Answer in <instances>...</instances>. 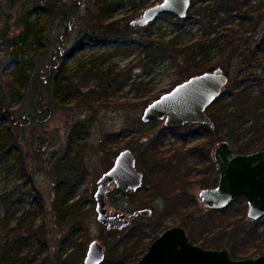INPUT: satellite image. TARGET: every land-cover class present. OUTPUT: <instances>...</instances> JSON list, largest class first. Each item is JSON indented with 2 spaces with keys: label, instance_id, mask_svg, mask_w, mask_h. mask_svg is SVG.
Segmentation results:
<instances>
[{
  "label": "rangeland",
  "instance_id": "rangeland-1",
  "mask_svg": "<svg viewBox=\"0 0 264 264\" xmlns=\"http://www.w3.org/2000/svg\"><path fill=\"white\" fill-rule=\"evenodd\" d=\"M26 1L0 0V243L12 240L22 214L31 210L33 227H44V235L26 237L14 264H84L93 242L105 248L106 262L101 264H115L114 259L120 257L118 264H136L154 235L182 227L188 214L198 218L212 210L202 207L197 196L204 189L202 180L220 177L217 171L213 173L211 155L217 143L211 145V160L198 155L178 157L210 141L209 128L200 124L172 129L175 134L168 133L152 150L148 142L164 125L162 121L144 123L145 108L188 79L221 68L218 63L227 55L221 57L227 39L223 35L230 33H236V46L244 53L234 59L232 72L239 67L256 72L257 76H251V86L258 90L264 76V44L257 50L264 37V0H240L237 4L243 3L241 6L233 5L230 12L218 8L215 14L208 9L214 0H192L186 18L163 13L142 28L132 22L163 0H77L80 6L71 10L67 28L58 23V8L64 4L69 10V0H37L38 6ZM98 3L110 5L105 22L117 23V32L91 34H97L94 19ZM49 4L53 6L48 10L45 7ZM242 11L248 14L246 18ZM84 29L90 32L83 33ZM218 35L222 38L217 42L207 41ZM200 40L208 42L207 57L197 45ZM152 42L156 45L153 50L167 51L156 56L148 47ZM58 50L62 57L55 61V69L65 70V74L62 70L58 74L57 79L62 78L59 85L46 77ZM255 50L254 59H244ZM205 61L215 68L206 67ZM258 63H262L261 70ZM37 71L43 79L33 84L32 75ZM228 79L217 110L231 112L232 79ZM27 113L31 123L17 131L9 118L17 120ZM207 113L210 117L211 112ZM251 124L247 122L244 127ZM227 130L224 127L220 133L232 135ZM10 134L16 135L15 141L5 143V136ZM251 137L252 133L243 135L231 144L237 149ZM259 148L251 145L248 154L264 151ZM126 149L138 159L145 183L138 192L124 194L112 189L106 198L108 209L116 214L140 209L152 213L140 214L122 230H107L96 211L97 181L112 167L116 155ZM170 156L173 162L166 166L164 159ZM164 163L166 170L161 167ZM174 171L188 175L191 187L186 192L191 198L169 211L165 209L171 202H182L174 200L183 192V181L179 182L171 173ZM245 205L247 199H237L225 207L207 223L206 230L194 233V244L229 251L226 242L231 241V235L241 242L242 235L251 233L243 245L253 252L249 258L264 255V218L255 235L250 230L245 233L254 221L247 216L239 224ZM133 228L142 238L128 236Z\"/></svg>",
  "mask_w": 264,
  "mask_h": 264
},
{
  "label": "water",
  "instance_id": "water-1",
  "mask_svg": "<svg viewBox=\"0 0 264 264\" xmlns=\"http://www.w3.org/2000/svg\"><path fill=\"white\" fill-rule=\"evenodd\" d=\"M192 0H163L161 4L145 10L141 18L132 25L142 28L149 25L163 13L184 19ZM228 79L219 69L188 79L172 91L157 98L145 108L143 121L165 120V125L207 124L213 125L207 108L215 102L227 85ZM219 182L213 188H204L197 199L207 209H225L235 199H247V216L254 221L264 218V151L240 154L227 141L217 143L212 149ZM142 173L136 169V159L130 150L122 152L114 166L97 182L95 201L98 220L107 230L123 229L136 216L150 215L142 209L135 214L116 215L108 211L106 197L114 183L124 191H137L143 183ZM84 264H101L105 260V250L99 242L89 245ZM136 264H264V255L257 258L233 260L229 251L203 249L189 241L187 231L174 226L152 242L147 252Z\"/></svg>",
  "mask_w": 264,
  "mask_h": 264
},
{
  "label": "trees",
  "instance_id": "trees-1",
  "mask_svg": "<svg viewBox=\"0 0 264 264\" xmlns=\"http://www.w3.org/2000/svg\"><path fill=\"white\" fill-rule=\"evenodd\" d=\"M21 2H23V0H20ZM35 6H38L39 3L37 2V0H32ZM71 2V6L68 8L69 10H67V5L65 6L64 4L62 6H60L58 9V23L60 26H67V21L68 18L70 17V13L73 10H77V8L80 6V2L77 0H69ZM215 4L213 6H210L208 9L210 12H212V14H215V12L219 11L218 8H223L225 10H227V12H230L232 10V7H234L233 5H236L237 2H240V0H214ZM27 2L26 0H24V3ZM240 6L243 3H239ZM237 4V6L239 5ZM50 6L45 7L46 9H50L53 4H49ZM236 6V7H237ZM96 11H97V15H95V19L94 21L96 24L95 29L97 30V34L96 33H91L93 35H99L102 32L105 33H113L117 32V30L115 31V29L117 28L115 26V24L117 23H107L105 22V19L107 18V15L109 14L110 10V5L107 4H102V3H98L97 6L95 7ZM72 10V11H71ZM138 11V10H137ZM242 17H247L248 14L246 12L242 11ZM262 15H260L258 22L260 20H262ZM182 22V21H181ZM92 27H94V25H92ZM67 28V27H66ZM127 28L129 29V26H127ZM216 29V28H215ZM92 31L94 32V30L92 29ZM84 32H90V30L88 29L87 31L84 29ZM118 32H124V31H118ZM129 32V31H128ZM81 33V32H80ZM101 35V34H100ZM226 36V37H225ZM223 37L227 38L225 43L222 45L221 49V57L222 55H226V57L223 58V60L218 63V66L220 65L221 69H224L225 72L230 76V78L232 79L231 81V85H230V91L229 94H231V103L230 106L233 107V110L231 112H227L226 109L221 108L220 110H217V104H219L220 98L216 99L215 102L210 105V107L208 108V111H210V117L212 119V123H213V128L210 125H202L205 128H209L207 132L209 140L206 143H202L199 146H196L194 148H191L190 151L188 153H186L185 155H182L181 153L179 154L178 157H180V159H186L187 157H190V155H198V156H204L205 158H208L209 160L211 155V145L212 144H216L219 143L221 141H227L231 144V142H237L239 139H241L243 137V135H248L250 133H252V136L249 140L248 143H243L242 145H239V147L237 149H235L238 153L240 154H248L249 148L251 145H257L260 146L259 149L264 150V76L262 77L263 79V83L260 84L258 90H252V86H251V76H257L256 72L251 71H247V68H241L239 67V69L235 70L234 72H232V68H233V61L234 59H239L240 55H243L244 53H241L240 49L241 47H238V45L236 46V42H237V35L236 33L232 34H226L223 35ZM222 37L221 36H217L216 38H213L211 40H207V41H212L213 42H217L218 40H220ZM206 40H200L198 42V47H200L201 49L204 50L203 55H206L209 52V48H208V42ZM264 44V37H262V39L259 42L258 48L257 50H260V47ZM155 44L152 42V44H149L148 47L152 48L153 53L156 56H160L164 53V51L167 50H159V49H154L155 48ZM77 48V47H76ZM75 49V47L73 48V50ZM167 49L170 50V48L168 47ZM72 50V49H71ZM171 51V50H170ZM229 51V52H228ZM258 51H253V53L250 55H246L248 57L244 58L247 61H251V58H253V56L255 57L257 55ZM189 54V53H188ZM244 56V55H243ZM62 57L60 50L57 51L56 56L53 57V61L51 64H49V70L47 71V75L46 77H51V79H54V81L57 83V85H59L60 81L62 80V78H58V74L59 72L65 74V70L63 67H61L58 72L57 69H55V61H59L60 58ZM243 61V60H242ZM206 62V61H205ZM259 62V60H258ZM260 63V62H259ZM257 64L258 68H260V70L263 68L261 64ZM206 67H208V64L206 62ZM211 69L215 68L214 65L210 66ZM208 67V68H210ZM207 68V69H208ZM244 71L246 72L243 76ZM56 72V74H54ZM199 74V72H197ZM201 73V72H200ZM234 73V74H233ZM263 73V74H262ZM261 74L264 75V72L261 71ZM235 75V76H233ZM33 77V84H36L37 82L39 83L40 81H42L41 79H43L42 77V73L40 71H37L36 73L34 72V74L32 75ZM197 76V75H196ZM187 77H185L184 79H186ZM246 85L245 88L241 86L242 85ZM251 86V88H250ZM58 89V88H57ZM89 98V94L87 95V99ZM3 102H0V105ZM24 114V115H27ZM32 114V113H31ZM10 121H13V126L18 130L23 129V126L20 124V121L18 120H22V118L20 119H14V118H9ZM31 119V117H30ZM24 121V120H22ZM247 122H252V124L249 127H244V125ZM24 124H28V122L24 121ZM210 126V127H209ZM224 127H226L228 130L227 131H231L232 135H230V133H227L225 135L221 134V130L224 129ZM182 128V127H180ZM172 129H178L177 127L174 126H169L168 128H163L161 131L158 130L157 134L155 135V138L151 139L148 144H150V149L152 150H156L158 148V146H160L164 140V138L166 137V135H168V133L172 132L174 133V130ZM199 129L197 130V132L199 133ZM175 134V133H174ZM236 134V135H235ZM16 135L10 134L8 136H5V143H10L15 141ZM232 147H234V144H231ZM235 148V147H234ZM174 157H169V158H165L164 160H166V166L169 164H172ZM179 159V158H178ZM213 166V173L216 172V166L214 163H212ZM153 167V166H152ZM162 168L165 169V163L163 166H161ZM160 167V168H161ZM166 170V169H165ZM177 170V169H176ZM178 172V173H177ZM177 172H171L175 175H177L176 177L178 178L179 182H181V188L182 189V193L179 196L180 198H174V200H180L182 202L178 203L176 202H171V204H169V208L168 205L166 207L165 210H173L175 209V207H177V205H181L183 204H187L188 199L191 198L190 195H188V193L186 191L189 192L190 187H191V181H189L188 175L185 174L183 175V173H180V171ZM182 172V171H181ZM180 174V175H179ZM212 174V172H211ZM181 176V177H179ZM216 178V176H215ZM213 179L212 181H206V180H202L200 185H203V188H212L213 186H215L218 181L219 178ZM193 183V182H192ZM158 190V188H156ZM158 194H161V191L158 190ZM238 200L240 199H245L246 198L244 196H241L240 198H237ZM236 199V200H237ZM192 201V200H191ZM194 201V200H193ZM182 204V205H183ZM184 206V205H183ZM225 211V209H214V210H209L208 213L204 216L201 217L199 216L198 218L193 214H188L186 215V217L183 218V222H182V227L185 228V230L188 232V237L189 240L194 244V233L196 235V233H199L200 231L203 232L204 230L207 229V223L210 221H214L215 220V216H217L219 214V212ZM247 217V206H244V211L242 214V219L239 220V224H242L243 218ZM33 211L28 210L25 211L21 218L19 219V222L17 223V225L14 227V235L12 236V240H9L8 242H2L0 243V264H14L13 262H15V257H17L20 254V250L18 249L19 246H21L24 243V240L26 237H33V235H44V227H40L38 229H35L33 227ZM208 220V221H207ZM262 221V219H258L257 221H252L251 223H249V225L247 227H249V229L245 230V233L250 230V232H254L253 235L256 234V232L258 231V226L259 223ZM23 231H27L28 236H22V232ZM128 236L131 237H140L142 238L140 235L138 236V230L137 228H133L130 230L129 233H127ZM248 234L251 233H247L245 234V237H243V235L241 236L242 238V246L239 247V242L238 240H235L232 238V235L230 236V240L226 242V246H228L229 251H230V256L233 260H238V259H249V257L252 256L253 252L251 251H247L245 250V248L243 247L244 244L248 243L246 242V236ZM157 237L154 235L153 236V240H155ZM143 241V239L141 240V242ZM140 242L141 245H143ZM138 245V246H141ZM205 246L204 249H212V250H216L218 247L217 246ZM135 249V248H132ZM11 251H16V254L11 256L10 252ZM147 251V250H146ZM145 251V252H146ZM135 252V251H133ZM121 258V257H120ZM119 258V259H120ZM118 258L114 259V263L118 264L119 260ZM105 261V260H104ZM106 262V261H105ZM125 264V263H122Z\"/></svg>",
  "mask_w": 264,
  "mask_h": 264
},
{
  "label": "flooded vegetation",
  "instance_id": "flooded-vegetation-1",
  "mask_svg": "<svg viewBox=\"0 0 264 264\" xmlns=\"http://www.w3.org/2000/svg\"><path fill=\"white\" fill-rule=\"evenodd\" d=\"M219 69H221V68H218V70H219ZM221 70H222V72L225 71L224 69H221ZM223 74H224V75L227 77V79H228L229 75H228L226 72H225V73L223 72ZM228 83H229V79H228ZM228 83H227V85H228ZM227 85H226V86H227ZM226 86L223 88V92H222V94L224 93V91H225L224 89L226 88ZM222 94H221V95H222ZM221 95H220V96H221ZM219 98H220V97H219ZM4 110H5V109H4ZM207 111H208V108H207V110H206V113H207ZM207 114H208V113H207ZM12 118H14V116H13ZM22 120L28 122V124L31 123V121H30V115H28V116H27V115H24V116L22 117ZM22 120H18V121H20V124H21L23 127L26 126V125H28V124H24V121H22ZM157 121H162V122H163V125H164L163 128H168L169 126H174V127H177V128H178V127L189 128V127H191V126L193 127V126H197V125L199 126V125H200V124H192V123H189V124H185V125H180V124H178V125H168V126H167V125H165V120H157ZM157 121H152V122H157ZM201 125H207V124H201ZM210 126L213 128L212 125H210ZM163 128H162V129H163ZM192 133H193V132H192ZM195 133H197V132H195ZM189 135H190V134H189ZM126 150H130V149H126ZM126 150H125V151H126ZM130 151H131V150H130ZM122 152H124V151H122ZM122 152H120L119 154H117V155H116V158H117ZM131 152H132V151H131ZM132 154L134 155L133 152H132ZM134 157H135V159H136V169H138V164H137V163H138V159L136 158L135 155H134ZM116 158L114 159L115 161H114L112 167L114 166V164H115V162H116ZM212 158H213V157H212ZM112 167H111V168H112ZM111 168H110V169H111ZM110 169H108V170H110ZM108 170H107L106 172H108ZM138 171L141 172L142 175H143V177H142L143 183H142V186L139 188V189H141V188L143 187L144 183H145V180H144L145 173H144L143 171L139 170V169H138ZM106 172H105V174H106ZM103 175H104V174H103ZM103 175H102V176H103ZM114 188H116V190H118L120 193H124V194H125V193H128V192H138V190H139V189H138L137 191L128 190V192H124V191L120 190V189L117 187V184H116V183H114L111 187H109V190H108L107 195H108V194L110 193V191H111L112 189H114ZM106 198H107V197H106ZM107 204H108V203H107ZM140 210H142V209H140ZM140 210H139V211H140ZM108 211H111V210L108 209ZM112 211H113V210H112ZM139 211H134V213H131V214H127V213H124V214H126L127 217H129V215L135 214L136 212H139ZM150 211H151V210H150ZM113 212H114V211H113ZM114 213H115V212H114ZM151 213H152V211H151ZM151 213H150V215H151ZM115 214H116V213H115ZM118 214H119V213H118ZM118 214H116V215H118ZM120 214H123V213H120ZM141 215H142V214H141ZM150 215H144V216H150ZM137 217H138V216H137ZM134 218H136V217H134ZM134 218H133V219H134ZM133 219H130V220H129V225H130L131 220H133ZM129 225H128V226H129ZM128 226H126V227H128ZM126 227H124V228H126ZM106 228H107V227H106ZM124 228H123V229H124ZM108 230H109V229H108ZM163 233H164V232H163ZM187 234H188V232H187ZM160 236H161V235H160ZM158 237H159V236H158ZM158 237H157V238H158ZM157 238H156V239H157ZM188 238H189V237H188ZM153 241H154V240H153ZM153 241H152V242H153ZM189 241H190V240H189ZM152 242H151V243H152ZM190 242H191V241H190ZM151 245H152V244H151ZM151 245H150V246H151ZM150 246H149V247H150ZM149 247H148V248H149ZM104 250H105V248H104ZM147 250H148V249H147ZM146 252H147V251H146ZM146 252H145V253H146ZM145 253H144V254H145Z\"/></svg>",
  "mask_w": 264,
  "mask_h": 264
}]
</instances>
